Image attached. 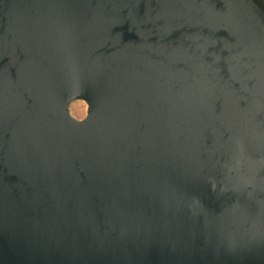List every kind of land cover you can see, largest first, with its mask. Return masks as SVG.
<instances>
[{
    "label": "water",
    "instance_id": "obj_1",
    "mask_svg": "<svg viewBox=\"0 0 264 264\" xmlns=\"http://www.w3.org/2000/svg\"><path fill=\"white\" fill-rule=\"evenodd\" d=\"M0 264H264V0H0Z\"/></svg>",
    "mask_w": 264,
    "mask_h": 264
},
{
    "label": "rangeland",
    "instance_id": "obj_2",
    "mask_svg": "<svg viewBox=\"0 0 264 264\" xmlns=\"http://www.w3.org/2000/svg\"><path fill=\"white\" fill-rule=\"evenodd\" d=\"M70 110L74 116L82 118L85 115V104L82 101H75L71 104Z\"/></svg>",
    "mask_w": 264,
    "mask_h": 264
}]
</instances>
